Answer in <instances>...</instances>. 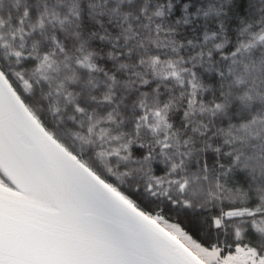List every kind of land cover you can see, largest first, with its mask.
Segmentation results:
<instances>
[{"label":"snow or ice","instance_id":"obj_1","mask_svg":"<svg viewBox=\"0 0 264 264\" xmlns=\"http://www.w3.org/2000/svg\"><path fill=\"white\" fill-rule=\"evenodd\" d=\"M0 264H264V0H0Z\"/></svg>","mask_w":264,"mask_h":264}]
</instances>
